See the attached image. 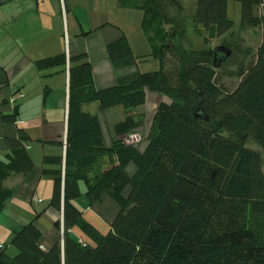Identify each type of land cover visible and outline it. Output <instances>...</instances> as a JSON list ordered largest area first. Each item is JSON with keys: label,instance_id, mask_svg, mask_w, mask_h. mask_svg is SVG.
Wrapping results in <instances>:
<instances>
[{"label": "trees", "instance_id": "trees-1", "mask_svg": "<svg viewBox=\"0 0 264 264\" xmlns=\"http://www.w3.org/2000/svg\"><path fill=\"white\" fill-rule=\"evenodd\" d=\"M165 1L144 5L149 53L134 55L124 37L107 46L116 69L150 57L158 69L137 70L96 89L86 53L69 54L65 150L46 158L54 166L42 170L53 178L49 206L59 213V237L42 248L36 214L14 231L13 254L0 247V264H264V160L246 146L250 140L264 155V40L239 69L232 90L216 82L218 66L210 60L185 59L166 70L177 31L165 29L172 22L163 11ZM233 1L240 4V27L263 26L264 0ZM227 3L197 0L194 25L211 37L230 34ZM40 63L65 69L64 55ZM146 89L168 97L158 101L148 130L139 109ZM91 102L99 110L122 109L108 141L98 115L84 108ZM145 127L142 150L139 141L124 142ZM28 140L24 133L8 139L9 151L0 159V213L12 196L3 181L33 168ZM80 195L89 207L103 197L113 202L116 212L105 219L106 234L84 218L75 204Z\"/></svg>", "mask_w": 264, "mask_h": 264}, {"label": "crops", "instance_id": "crops-1", "mask_svg": "<svg viewBox=\"0 0 264 264\" xmlns=\"http://www.w3.org/2000/svg\"><path fill=\"white\" fill-rule=\"evenodd\" d=\"M145 2L0 0V159L9 151L8 139L24 133L29 138L24 146L33 163L27 174L13 173L3 181L12 189L0 213V245L8 253H14L9 252L13 249L10 240L14 231L36 214L42 248H48L59 237L54 226L59 213L49 206L53 178L42 170L54 166L45 160L62 152L66 136L69 54L86 53L96 89L115 85L119 78L135 73L134 65L114 68L107 46L124 37L134 55L149 53L150 45L142 29ZM60 55L65 57V69L63 65L39 64L40 60ZM84 108L98 115L108 141L113 122L109 115L121 108L99 110L95 102L84 104ZM14 113L13 121L2 119ZM148 120L149 116H145L146 124ZM141 143L143 139L139 149ZM39 188L44 191L41 196ZM80 188L85 186L80 183ZM101 205L105 207L98 212L100 216L113 218V202L103 197L92 206L101 209Z\"/></svg>", "mask_w": 264, "mask_h": 264}, {"label": "rangeland", "instance_id": "rangeland-1", "mask_svg": "<svg viewBox=\"0 0 264 264\" xmlns=\"http://www.w3.org/2000/svg\"><path fill=\"white\" fill-rule=\"evenodd\" d=\"M173 1L178 3L182 11L168 0L165 1L163 11L172 20L170 24L165 25V29L177 31V36L173 39V50L168 53L164 61L165 69L174 70L176 67H179L181 61L185 59L191 61L200 58L212 61V54L210 53H212L213 49L224 46L228 48L231 53L216 69V82L226 90H232L239 81L237 75L239 69L242 66L246 67L253 59L252 54L255 48L264 40V24L258 28L250 26L240 27V4L236 1L228 0L227 17L233 22V31L230 34L211 37L209 31L199 28V32L198 27L193 23L191 16H193L196 11L197 0ZM135 41L134 44L137 43V40ZM247 51H250L249 54ZM158 67V61L150 57L147 60L138 61L137 64L134 65L133 70L144 72L156 70ZM146 91V100L139 109L144 113L143 118L149 116V120L146 124L148 130L152 114L158 101L160 99L167 101L168 97L162 96L160 98L158 93L150 92L148 89H146ZM121 113V109H115L112 111L111 115H109V121H116L122 118ZM141 131L143 132V129ZM141 131L139 132L140 135ZM140 135L139 137L141 138L142 135ZM141 140L142 138L139 142ZM146 141L145 136H143V143L140 144V150L144 148ZM137 142L135 143L137 144ZM246 146L259 151L264 160L263 153L254 143L248 140ZM80 189L84 191L85 188ZM50 191L52 192V189ZM43 192V188L38 189V194L40 196L43 195ZM75 204L78 208L83 210L84 218L92 223L102 234L108 232V223L98 213L99 211H103L105 205H101L102 210L98 209L96 206L89 207L84 195H80L76 198ZM1 226H3L2 223ZM12 250L13 249L9 252H12Z\"/></svg>", "mask_w": 264, "mask_h": 264}, {"label": "water", "instance_id": "water-1", "mask_svg": "<svg viewBox=\"0 0 264 264\" xmlns=\"http://www.w3.org/2000/svg\"><path fill=\"white\" fill-rule=\"evenodd\" d=\"M231 51L222 46V47H216L213 49V66H219V64L224 61L229 55Z\"/></svg>", "mask_w": 264, "mask_h": 264}, {"label": "built area", "instance_id": "built-area-1", "mask_svg": "<svg viewBox=\"0 0 264 264\" xmlns=\"http://www.w3.org/2000/svg\"><path fill=\"white\" fill-rule=\"evenodd\" d=\"M20 96V95H19ZM139 135L140 134H138V133H130V134H128L127 136H125L124 138H123V140H124V142L126 143V144H134L135 142H137V141H139L141 138L139 137ZM65 150V140H64V143H63V151ZM64 153V152H63ZM38 199L36 198V201H37ZM0 247H1V245H0Z\"/></svg>", "mask_w": 264, "mask_h": 264}]
</instances>
